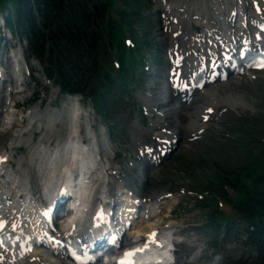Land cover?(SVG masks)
Segmentation results:
<instances>
[{
    "label": "trees",
    "instance_id": "1",
    "mask_svg": "<svg viewBox=\"0 0 264 264\" xmlns=\"http://www.w3.org/2000/svg\"><path fill=\"white\" fill-rule=\"evenodd\" d=\"M142 5L140 0H113L114 12L121 18L119 22L108 12L106 0H0V11L4 9L10 13L9 26L26 32L33 41L32 49L36 55L57 63L55 70L63 90L87 93L93 87L105 90L104 72L93 69L90 74L94 79L92 84L90 80H84L88 72L82 68L85 61L95 57L97 64L101 59L104 65L106 38L120 42L124 37L122 26L130 27L135 34L140 28L151 29L152 22L142 19ZM150 32L143 35L146 43ZM104 103L101 98L99 106ZM262 133L264 129L249 124L248 134L264 135ZM235 155V167L223 168L225 173L221 172V179L241 191L242 209L246 214L264 215V155L256 157L251 151ZM196 167H200L198 163L193 165ZM253 172L257 173L255 179L251 176ZM248 178L256 184L253 195L248 194L244 183ZM254 264H264V258Z\"/></svg>",
    "mask_w": 264,
    "mask_h": 264
},
{
    "label": "rangeland",
    "instance_id": "2",
    "mask_svg": "<svg viewBox=\"0 0 264 264\" xmlns=\"http://www.w3.org/2000/svg\"><path fill=\"white\" fill-rule=\"evenodd\" d=\"M148 12H150V11H148ZM153 13H154L153 11L150 12L151 15ZM159 33H160V31L158 30V27H157L156 28V36L158 35L160 37ZM37 69H38V67H37ZM157 80H158L157 84L159 85V87H158L159 90L161 92H164V83L162 82L163 79L160 77ZM42 82H43L44 86H48L46 81H42ZM238 87H241V88L244 87V82H240ZM262 90L264 91V89H262ZM40 91L42 93L40 95L42 97L41 100H43V99L45 100L44 105L46 104V100L51 101V106L53 105V107L47 105L49 108H47L46 105H45V107L43 105L44 108L42 109L41 115L39 116V118L42 121L46 122V121L50 120V117H53V115L54 116L59 115L60 113L61 114L64 113V116L67 114L64 112L65 111L64 107H59V105H56L57 102H55V98L57 97V93H56L55 88H47L44 91H42V90H40ZM256 96L258 97L259 95L256 94ZM47 98H49V99H47ZM260 98H261V96H260ZM261 100L262 101L259 102V107L264 108V99L261 98ZM41 102H39L38 104L41 105ZM170 107H173V106H170ZM176 113L177 112H175V114ZM36 118L38 119V117H36ZM48 124H49V122H46V126ZM51 124L49 126H51ZM47 131H49V129H47ZM185 150H187V149L180 146L179 153L176 156H174V159L171 160L172 163L166 164L162 168V171L158 175V177H161L160 186L157 185L155 182H152L150 184L149 188H152V189L156 188L158 190H160V189L168 190L171 187H177L176 185H179V184H186V185H189L190 187H192L191 182L189 181V177H186L187 164L184 163V160L182 161V159L181 160H179V159H180L181 154H191L192 153V154L196 155L197 152L200 151V149H198V150L192 149V150H195L194 152H192V151L185 152ZM181 151H183V153H181ZM205 151H203L201 154H204ZM209 151L210 152L206 153L205 156L209 157V159L212 161L218 162L219 165L222 164L223 155L219 156V153L213 149H210ZM222 154H225V153L222 152ZM182 157H183V155H182ZM202 160L204 161L203 167L205 169L211 167V166H209L210 162L207 159L202 158ZM173 169H175L177 171L176 174H173V173L171 174V171ZM199 169L202 170L201 168H199ZM192 204H193L192 199H190L189 201H187V199H184L181 208L176 210L172 214L174 215L175 218L177 217L179 219H184V220L186 219L195 226L204 224V219L208 216L207 211L206 210H200V209L197 210L195 208L196 206L192 205ZM223 210L226 211V210H228V208H223Z\"/></svg>",
    "mask_w": 264,
    "mask_h": 264
},
{
    "label": "bare ground",
    "instance_id": "3",
    "mask_svg": "<svg viewBox=\"0 0 264 264\" xmlns=\"http://www.w3.org/2000/svg\"><path fill=\"white\" fill-rule=\"evenodd\" d=\"M214 7L216 8V11H222V8L219 5H214ZM214 28L218 29L220 31L226 32L231 27L227 23H224V24H222L221 29L218 28L217 26H214ZM190 45H191L190 48H192V43ZM230 83H233V82L231 81ZM230 83H227V84H230ZM224 85H226V84H224ZM213 90H216V88ZM220 90H221V92H219ZM222 92H223V90L221 88L219 90L214 91V93H216L218 95H221ZM207 97L208 96H206L205 98H207ZM162 99L167 100L166 107H169L172 104V100H169L168 98H165V97H162ZM28 140L31 141L32 139L29 138ZM75 140H76V138H75ZM71 145L73 147V151H74V154H75L76 160H77L85 153V149L83 146L79 145V143L72 142ZM35 156H40V158L43 160L41 162V165H40V172H42L43 174H46V155L42 149V146H33V147H31V150L29 151V154L27 156V158H29L32 161V164L30 166H28L27 168H23L22 162L26 159V157H22V158H19L17 160V168H15L14 170H11L10 166H7V168L5 169L4 178L6 179L7 184L11 186V188L7 189L6 187H4V191L11 194L17 188L21 187L25 191L24 198H29L25 194H27L28 196H31L33 198H37L40 195V190L38 188V185L32 181L33 180V174H34L33 170L36 172V169L34 167ZM74 164H75V162H74ZM78 166H80L79 163L76 164V167H78ZM81 167L82 168L84 167L86 169L87 163H84L83 165L81 163ZM14 171H16V172H14ZM112 181H114V180H112ZM113 186L114 185L112 183V186H111L112 190H113ZM105 191L108 192V187H105ZM42 197L43 198L45 197V195H43V193H42Z\"/></svg>",
    "mask_w": 264,
    "mask_h": 264
},
{
    "label": "snow or ice",
    "instance_id": "4",
    "mask_svg": "<svg viewBox=\"0 0 264 264\" xmlns=\"http://www.w3.org/2000/svg\"><path fill=\"white\" fill-rule=\"evenodd\" d=\"M242 55H243V53H242ZM260 66H264V64H261ZM208 111L211 112L212 109L209 108ZM205 119H208V117H205ZM152 235L154 237L155 234H152ZM145 247H147V245H145ZM141 251H142V249H141ZM126 255H130V253L129 254H126ZM121 264H124V262L122 261Z\"/></svg>",
    "mask_w": 264,
    "mask_h": 264
}]
</instances>
